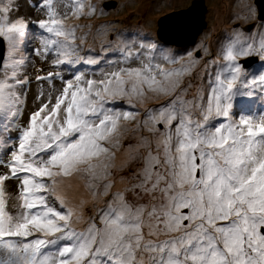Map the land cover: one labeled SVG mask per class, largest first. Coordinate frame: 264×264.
<instances>
[{
	"label": "snow or ice",
	"instance_id": "1",
	"mask_svg": "<svg viewBox=\"0 0 264 264\" xmlns=\"http://www.w3.org/2000/svg\"><path fill=\"white\" fill-rule=\"evenodd\" d=\"M107 7L0 0V264H264V0L194 47Z\"/></svg>",
	"mask_w": 264,
	"mask_h": 264
},
{
	"label": "rangeland",
	"instance_id": "2",
	"mask_svg": "<svg viewBox=\"0 0 264 264\" xmlns=\"http://www.w3.org/2000/svg\"><path fill=\"white\" fill-rule=\"evenodd\" d=\"M194 0H187L186 2L180 1V0H143L144 6L140 7L139 5H136L134 3V0H92L93 3H97L98 5H107L106 8L107 14L105 16L100 17L99 19H92V20H80V21H70L72 23H79V24H92L94 27L92 29V32H95V26L102 24V23H111L115 26V28L119 31H127V32H140L142 34H146L149 37L154 38L156 27H157V21L165 16L168 13H171L173 11L183 9L187 6L191 5V2ZM227 7L225 9V12L227 11V8L231 3H233V0H223ZM21 4L23 0H20ZM30 2H34V0H30ZM122 2H125L124 7L122 6ZM207 5L209 6L208 0H206ZM138 6V7H137ZM148 6L149 8H147ZM130 8V10H125L126 8ZM30 8V7H29ZM119 8V9H118ZM151 8V9H150ZM150 9L152 10V14L150 16L151 21L146 23L147 21V14L146 10ZM63 11V9H61ZM23 12L27 14V11L24 9ZM124 12V13H123ZM232 10L230 9L227 14H225L222 17H225L224 23H219L220 25L214 26V28H211L212 24L209 18H207V12L205 14V21H206V28L199 34V37L196 44L201 40L202 36H204L205 32H211L213 37H218L220 39H223L225 34L230 29L231 25L229 23V19L231 16ZM38 13L34 10L30 13L29 17L35 19L37 18ZM219 17L217 22L222 18ZM85 31H88L85 29ZM77 35L79 36L80 33L78 32ZM93 43V36H88V44ZM98 46V41H97ZM194 47V45L192 46ZM33 60L35 61V66L28 67L25 71L28 75L34 77L36 75V69L37 68H46L47 65L41 64L38 58L33 57ZM29 103H31V97L29 98ZM149 107L153 106L151 104L148 105ZM8 207L9 210L11 209V200L8 201Z\"/></svg>",
	"mask_w": 264,
	"mask_h": 264
},
{
	"label": "bare ground",
	"instance_id": "3",
	"mask_svg": "<svg viewBox=\"0 0 264 264\" xmlns=\"http://www.w3.org/2000/svg\"><path fill=\"white\" fill-rule=\"evenodd\" d=\"M143 0H134V3L136 5H139L140 7L144 6V2H142ZM176 1V0H175ZM180 1H183V2H186L187 0H180ZM227 2V0H225ZM204 2V6H205V9H206V12H207V18H209V20L211 21V28H214V26H217V25H220L219 23H224V19L225 17H222L224 16L225 14L228 13V11L231 9L230 7L227 8V11L225 12V9L227 7V4L223 1V0H208L209 2V6L207 5V2L206 0H203ZM125 5V2H122V6L121 7H124ZM138 7V6H137ZM147 8H149L148 6H146ZM119 9V8H118ZM151 9V8H150ZM150 9H147L146 10V14H147V21L146 23H148L149 21H151L150 19V16L152 14V10ZM126 11L127 10H130V8H126L125 9ZM124 13V12H123ZM206 14V13H205ZM219 17H222L216 24V21L219 19ZM207 33V31L205 32ZM200 38V37H199Z\"/></svg>",
	"mask_w": 264,
	"mask_h": 264
},
{
	"label": "water",
	"instance_id": "4",
	"mask_svg": "<svg viewBox=\"0 0 264 264\" xmlns=\"http://www.w3.org/2000/svg\"><path fill=\"white\" fill-rule=\"evenodd\" d=\"M257 2L259 3V0H257ZM193 6H195V8H193ZM189 10H192L194 12V14L196 16H198L199 19H200L199 25L194 26L193 29L191 30V33H190L189 41H190V44H193L195 42L196 38L198 37V35L206 27V23L204 21L206 9H205L203 0H194V1L191 2V5L189 7H187L186 9L168 13L165 16L161 17L160 19L166 17L169 14H174V13H177V15H182L183 13H178V12H186V11H189ZM158 21H157L156 34L159 31V23H158Z\"/></svg>",
	"mask_w": 264,
	"mask_h": 264
},
{
	"label": "clouds",
	"instance_id": "5",
	"mask_svg": "<svg viewBox=\"0 0 264 264\" xmlns=\"http://www.w3.org/2000/svg\"><path fill=\"white\" fill-rule=\"evenodd\" d=\"M23 3H24V0H23V2H22V5H23ZM187 7H189V6H187ZM187 7H185V8H183V9H186ZM26 10L27 11V16H29L30 15V13L32 12V11H34L32 8H26V7H24V6H22L21 7V9H20V15H25V13L23 12V10ZM183 9H180V10H183ZM176 11H179V10H176ZM174 12V11H173ZM204 21H205V18H204ZM205 23H206V21H205ZM207 26V25H206ZM206 28V27H205ZM156 30H157V27H156ZM204 30V29H203ZM202 30V31H203ZM155 35H156V31H155ZM198 38H199V35H198V37L196 38V40H195V42L193 43V44H191V46H195L196 45V42H197V40H198Z\"/></svg>",
	"mask_w": 264,
	"mask_h": 264
},
{
	"label": "flooded vegetation",
	"instance_id": "6",
	"mask_svg": "<svg viewBox=\"0 0 264 264\" xmlns=\"http://www.w3.org/2000/svg\"><path fill=\"white\" fill-rule=\"evenodd\" d=\"M180 10V9H179Z\"/></svg>",
	"mask_w": 264,
	"mask_h": 264
}]
</instances>
